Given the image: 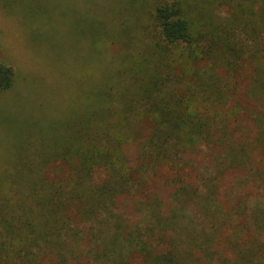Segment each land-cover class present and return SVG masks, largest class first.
Returning a JSON list of instances; mask_svg holds the SVG:
<instances>
[{
  "label": "trees",
  "instance_id": "trees-1",
  "mask_svg": "<svg viewBox=\"0 0 264 264\" xmlns=\"http://www.w3.org/2000/svg\"><path fill=\"white\" fill-rule=\"evenodd\" d=\"M132 1L1 169L0 264H264V0Z\"/></svg>",
  "mask_w": 264,
  "mask_h": 264
},
{
  "label": "rangeland",
  "instance_id": "rangeland-1",
  "mask_svg": "<svg viewBox=\"0 0 264 264\" xmlns=\"http://www.w3.org/2000/svg\"><path fill=\"white\" fill-rule=\"evenodd\" d=\"M131 2L134 1L0 0V61L17 73L15 86L0 93V172L8 162L19 159L21 149L26 151L34 131L56 125V120L76 106L77 82L79 78L88 79L92 66L93 24L96 21L101 31L110 20L123 27L124 19L131 16ZM153 3L154 0H136L135 7H151ZM216 14L226 19L229 9L220 5ZM102 61L105 62L96 64L98 70L102 69ZM133 152L132 147L130 155ZM258 158L264 162L263 155ZM196 164L199 170L203 160ZM163 181V177L159 178L156 187L162 188ZM168 193L165 188L161 191L165 197ZM251 196L253 203L260 198L255 193ZM125 209L131 210L129 206Z\"/></svg>",
  "mask_w": 264,
  "mask_h": 264
}]
</instances>
